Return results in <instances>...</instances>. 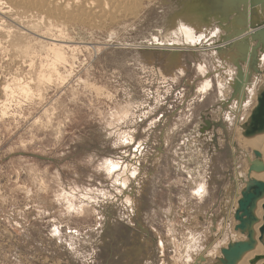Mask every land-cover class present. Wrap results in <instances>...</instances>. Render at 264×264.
<instances>
[{
	"label": "rangeland",
	"instance_id": "rangeland-1",
	"mask_svg": "<svg viewBox=\"0 0 264 264\" xmlns=\"http://www.w3.org/2000/svg\"><path fill=\"white\" fill-rule=\"evenodd\" d=\"M206 1L217 3L154 0L135 18L72 22L58 43L18 39L0 15V264H210L246 239L234 213L255 159L242 125L264 41L235 37L238 13L206 18L195 39L173 28L174 13ZM244 39L253 51L238 64L228 52ZM125 165L135 175L122 185Z\"/></svg>",
	"mask_w": 264,
	"mask_h": 264
},
{
	"label": "bare ground",
	"instance_id": "bare-ground-1",
	"mask_svg": "<svg viewBox=\"0 0 264 264\" xmlns=\"http://www.w3.org/2000/svg\"><path fill=\"white\" fill-rule=\"evenodd\" d=\"M153 1L154 0H0V15L9 17L11 19V21H13V23L17 25V29L19 30V33L16 36H18V39L21 38V40H22V38L25 39V37L43 36V37H50L51 40L55 39V41H57V43H58V41L60 42V41L67 40L68 36L66 34L65 28H66V25L69 23L73 22V23H80V25H81V23L95 24L96 25V24H100L104 21L109 22V20H111L113 22V21H117L118 19H121V18H123V19L124 18H126V19L127 18H133V17L135 18V17H138L141 9H143L146 6V4H150ZM221 1H223L222 2L223 7L221 9H219V8H217V6L220 4ZM260 1H262V0H215V2H217L218 4L217 3L210 4L208 1H206L205 7L202 8L201 10L198 8L196 2L195 3L189 2V4L187 5V8L185 10H182V12H176L172 15V22H173V26H174L173 28L174 29H175V27L178 28V30H180V32H182L183 35H186V37L188 39H195V38H197L196 33L202 29L203 25H205L206 23L208 24V22L211 20V19H209L210 17L215 15L216 18H220L222 21H225V20H227V18H229L230 15H234L235 12L238 14L233 16V20L231 21L230 27L231 28L235 27L236 29L240 28L241 25H242V27H245L244 26L245 22L249 21L250 18L252 17V15L256 12L259 13L260 19L264 20V3H262V4L258 3L254 7H252V5H251V3H257ZM240 3H244L246 5V11H245V7L244 8L241 7L240 8L241 10L237 9V6H239ZM1 18H3V17L1 16ZM206 18H208V22H207ZM6 20H7V18H6ZM2 21H3V19H2ZM14 24H12V25H14ZM3 25L5 26V24H3ZM0 27H2V26L0 25ZM9 30H10V28H9ZM15 30H16V28H15ZM8 31H6L7 34L9 33ZM10 34H11V30H10ZM0 35H1V33H0ZM4 37H3V39H4ZM199 37H201V36H199ZM8 39H6V40H8ZM34 39L35 38H33V41H35ZM38 39L36 41H38ZM40 39H39V41L41 42L42 39L41 40ZM28 40H29V38H28ZM45 40H46V38H45ZM17 41L19 42L20 40H17ZM42 41H44V40H42ZM217 41H219V40H217ZM4 42H5V40H4ZM18 42H16V40H14L12 42V44L14 46H17V45L20 46V42L19 43ZM48 42H51V41H48ZM34 43L32 42V44H34ZM37 43L38 42H36V45H37ZM254 43H255V41H254ZM39 45H41V43H39ZM69 45H70V43H69ZM214 45H212V46H214ZM22 46H20V47H22ZM57 46H59V45H57ZM63 47L64 46H62L61 48H63ZM17 48L19 49L18 52H20L21 49L19 47H17ZM17 48L15 47V48H13V50L14 49L18 50ZM29 48H30V46H29ZM29 48L27 47V49H29ZM24 49H25V47H24ZM231 49H233L234 51H231ZM231 49L228 52V49H222L221 48V49H219V52H221V53L224 52V54H227L226 52H228L229 59H231L232 61L234 60L238 64L242 59H244V56H243L244 53L248 55L247 57H250V55L253 51L251 45L245 39L243 41H241V40L237 41V43H235V46H233ZM23 50H22V52H23ZM29 50H31V49H29ZM11 52H13V51H11ZM27 52H29V51H27ZM27 52H24V53H27ZM37 52H39V51H37ZM247 52H249V53H247ZM228 54H227V56H228ZM27 55H29V54L27 53ZM27 55H26V57H27ZM35 55H36V53H35ZM37 55H36V57H37ZM19 56H20V54H19ZM21 56L23 57V55H21ZM16 58H19V57L14 55V56H11L9 59L12 61ZM28 58H30V57H28ZM28 58H26V59H28ZM47 58H49V57L47 56ZM20 59H21V57H20ZM58 59L59 60L62 59V56L60 54L57 55V60ZM25 60H20V61L23 63V62H25ZM52 60H54V59H52ZM16 61H17V59H16ZM18 61H19V59H18ZM49 62L52 63V61H49ZM12 63H13V61H12ZM61 63L62 62H60V64ZM18 64H20V63H18ZM46 67H48V66H46ZM43 68H44V65H43ZM203 72H205V71H203ZM238 73L239 72H237V74ZM239 75H240V78L242 77V75L245 77V80H242V81H244L246 83L245 87L247 89H249L250 84H249V80H248V75H244L243 73H242V75L241 74H239ZM235 77H236V75H235ZM14 79H16V78H14ZM17 79L19 80V78H17ZM235 80H236V78H235ZM19 81H17L18 84H19ZM49 81H50V77H49ZM4 82H5V80H4ZM244 82H243L242 86L245 85ZM2 84H3V82H2ZM6 84L3 86V91L5 92L4 94L6 96H8L9 94H12V92L9 93L11 86L8 85L9 83H6ZM18 84L15 83V85H18ZM240 84H241V81H240ZM210 86H211L210 81L208 79H205V82L203 83L202 90L206 91V90H208V88ZM30 87H31V85H30ZM236 88L238 91V86H236ZM20 89H21V87H20ZM26 91H28V89ZM241 92L239 91L240 94H241ZM24 93H23V95H24ZM30 95H31V93H30ZM30 95H28V96H30ZM0 102L2 103L1 114L3 113L2 114V117H3L7 114L8 98H7L6 102H4L2 100ZM257 104H258V101H257ZM247 139H248L249 143L252 145L253 151H257L260 153L261 160L264 163V133L258 134V135L253 136V137H248ZM117 162H115V163L113 162L111 166L117 165L118 164ZM119 166H120V164H119ZM123 170H124V172L122 171L123 173H122V176L120 178V181H121L122 185H126L127 182L129 181L131 171H130L129 166L124 167ZM251 177L258 180V181L264 182V172H260V173H255V172L253 173L252 172ZM126 201L129 202L130 204H132L134 202L133 197L131 195L126 196ZM234 207H235V205H234ZM255 214L259 219L258 223H256L254 226L255 238H256L257 244L253 250L245 253L242 256V258L236 264H264V234H263V236L261 235V230L264 226V196L262 199H260L258 201L257 208L255 210ZM254 261H256V262L253 263Z\"/></svg>",
	"mask_w": 264,
	"mask_h": 264
},
{
	"label": "water",
	"instance_id": "water-1",
	"mask_svg": "<svg viewBox=\"0 0 264 264\" xmlns=\"http://www.w3.org/2000/svg\"><path fill=\"white\" fill-rule=\"evenodd\" d=\"M258 3H264V0L257 3H251V5L254 7ZM220 4L223 5L221 2ZM241 7H245L246 11V5L244 3H240L239 6H237V9H240ZM254 14L249 21L245 22V27H242V25L238 29L233 27L234 32H236L235 37L249 34L250 29H252L256 31L257 35L260 36L259 38L264 41V20L260 19L258 12ZM247 23L249 26H247ZM253 37L256 36L253 35ZM245 38L247 39L248 36L246 35ZM257 101V106L253 109L247 121L242 125V134L244 137H253L264 133V84L257 93ZM254 156L255 159L250 160L248 180L245 182L246 186L241 192V197L238 200V207L234 213V218L237 221L235 230L244 234L246 239L230 242L226 247L221 248L222 257L217 258L210 264H236L245 253L253 250L257 244L254 226L258 223L259 219L255 214V210L258 201L264 196V182L252 178L251 174L252 172H264V163L261 160L259 152L254 151ZM263 234L264 226L261 230V235L263 236ZM255 262L256 261L253 263Z\"/></svg>",
	"mask_w": 264,
	"mask_h": 264
},
{
	"label": "snow or ice",
	"instance_id": "snow-or-ice-1",
	"mask_svg": "<svg viewBox=\"0 0 264 264\" xmlns=\"http://www.w3.org/2000/svg\"><path fill=\"white\" fill-rule=\"evenodd\" d=\"M129 142H130V141H129L128 139H125V140L123 141V143H125V144H127V143H129ZM138 149H139V146L137 145V146H136V150H138ZM109 163H111V162H109ZM118 167H119L118 164H117V165H113L112 168H111V171H112V172H115V171L117 170ZM125 167H126V166H125ZM132 175L134 176L135 173L133 172ZM117 183H119V181H117Z\"/></svg>",
	"mask_w": 264,
	"mask_h": 264
}]
</instances>
